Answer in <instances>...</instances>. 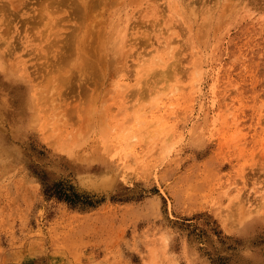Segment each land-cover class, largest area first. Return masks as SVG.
Instances as JSON below:
<instances>
[{
	"label": "rangeland",
	"instance_id": "obj_1",
	"mask_svg": "<svg viewBox=\"0 0 264 264\" xmlns=\"http://www.w3.org/2000/svg\"><path fill=\"white\" fill-rule=\"evenodd\" d=\"M4 1L0 264H264V0H86L90 17L52 24L124 35L100 78L76 57L45 73L44 3Z\"/></svg>",
	"mask_w": 264,
	"mask_h": 264
},
{
	"label": "bare ground",
	"instance_id": "obj_2",
	"mask_svg": "<svg viewBox=\"0 0 264 264\" xmlns=\"http://www.w3.org/2000/svg\"><path fill=\"white\" fill-rule=\"evenodd\" d=\"M2 1H4V0H2ZM118 1V0H117ZM124 1V0H123ZM137 1V0H136ZM140 1V0H139ZM165 1V0H164ZM178 1V0H177ZM192 1V0H191ZM195 1V0H194ZM218 1H220V0H218ZM229 1V0H228ZM5 2V1H4ZM21 2V3H20ZM42 2L44 3V5L42 4ZM42 2L40 3V4H42V6H41V9H37L38 10V12L37 13H39V15L36 13V11H35V13H34V16H36V15H38L39 16V18L37 19V20H39L40 22L43 20V19H47V23H46V21H45V23H43L44 24V26H45V30H47V32H46V35H41V34H38L40 37V41L41 42H46V43H43L44 45L45 44H47L45 47H43V46H41L40 48L38 47V46H36L37 47V50H39L38 52L39 53H37V54H41V55H43V56H45L46 54H45V52L46 51H48V46H50V49H51V47H53L54 48V50L56 51V52H58L59 54H56L57 55V57H56V59H55V61H53V62H51L50 60H51V56H50V62L47 60V59H45L46 60V62H45V60H44V62L46 63V65L48 66V69H47V67H46V65H45V67H44V69H45V73H47L48 71H49V73H51V72H54L56 69L55 68H57L58 66H61V64H64V63H62V62H64V60L66 61L68 58H71V57H74V59H75V57H76V59L78 58V59H80V61H81V66H82V64L84 63V62H86L85 63V66H87L88 68H90L91 69V71H92V73H96V75H97V73L98 74H101V72H106L107 70H104V67H105V65H106V62L104 61L105 59H106V57H111V60H112V57H113V55H112V53H114L115 52V54L116 53H118V54H120L121 55V53L123 52V49L122 48H115V47H117L116 46V44L118 45L119 44V42L121 41V39H123L122 37L124 36H122L121 37V39L120 40H118V39H116V42L118 41V43H116L115 44V47L113 48V44L109 41V40H107V38H108V36L107 35H105L104 33H99V34H97L96 35V33L92 36V32H91V30H89V28L92 26V22H93V20L90 22L91 23V26L90 27H88L87 26V29L89 30L88 32H87V35H86V30L85 31H83V30H81V27H79L78 25H76V28H74V30L73 31H71L70 32V34L68 35V36H64V38H63V36H62V40H61V36H60V34L57 32V29L56 30H54L53 29V27H55L56 28V26L55 25H53L52 23H54L57 19L56 18H58V20L59 21H66V22H68V21H73V19H74V17L76 16V15H74V14H76L75 12H79L78 14H80V12L82 13V10L84 11L83 12V14H84V18H87L88 16H89V14L88 15H86V12L88 11V8H91V6L93 7V4H91V5H89L87 2H86V0H42ZM89 2V1H88ZM100 2V1H99ZM172 2V1H171ZM170 2V3H171ZM187 2V4H188V2L189 1H186ZM185 2V3H186ZM201 2V1H200ZM214 2V1H213ZM16 3H18V4H24V5H26L25 3H24V1L22 2V1H17ZM63 3L64 4H66L67 6H69V7H71L72 9V12L70 11L69 13H68V15H63L62 14V12H65L66 11V9H64V10H62V11H60L61 10V6L63 5ZM175 4H176V2H174ZM191 3V2H190ZM206 3V2H205ZM223 3H225V1L223 2ZM4 4H8L9 5V3L8 2H6V3H4ZM132 4V3H131ZM165 4V3H164ZM173 5V7L174 6H176L177 7V5ZM196 4V3H195ZM201 4V3H200ZM214 4V3H213ZM212 4V5H213ZM226 4H228L229 5V3L227 2ZM117 5V4H116ZM179 5H182V3L181 4H179ZM186 5V4H185ZM197 5V4H196ZM95 6V5H94ZM126 6V5H125ZM170 6V5H169ZM183 6V5H182ZM189 6V5H188ZM191 6H192V4H191ZM191 6H190V8L188 7V11H189V9H190V12H191V9H193V8H191ZM195 6V5H194ZM210 7H211V5H209ZM225 6V5H224ZM168 7V6H167ZM166 7V8H167ZM175 7V8H176ZM186 7V6H185ZM193 7V6H192ZM227 7V6H226ZM3 8V7H2ZM65 8V7H64ZM96 8V7H95ZM101 8H102V6H101ZM134 8V7H133ZM178 8V7H177ZM179 8H181L180 6H179ZM200 8V7H199ZM4 9H6V8H4ZM9 9V8H8ZM103 9V8H102ZM172 9V8H171ZM186 9V8H185ZM206 9V8H205ZM226 10H227V8H225ZM229 9V8H228ZM14 10V9H13ZM104 10V9H103ZM173 10V9H172ZM175 10V9H174ZM201 10V9H200ZM199 10V11H200ZM203 11H205L204 9H202ZM211 10V9H210ZM214 10V9H213ZM8 11V10H7ZM10 11V10H9ZM203 11H201V12H203ZM206 11H207V9H206ZM232 11V10H231ZM11 12V11H10ZM18 12V11H17ZM19 12H20V10H19ZM92 12V11H91ZM98 11H96V13H97ZM124 12V11H123ZM171 13L173 12V11H170ZM208 12V11H207ZM4 13H7V12H4ZM99 13V12H98ZM97 13V14H98ZM174 13V16H175V12H173ZM187 13V12H186ZM192 13V12H191ZM195 13V12H194ZM193 13V14H194ZM9 14V13H8ZM16 14V13H15ZM92 14V13H91ZM127 14V13H126ZM129 14V13H128ZM190 14V13H189ZM193 14H192V16H193ZM18 15V14H17ZM82 15V14H81ZM100 15V14H99ZM97 16V17H102V16ZM186 15V14H185ZM191 15V14H190ZM196 15V14H195ZM206 15H207V13H206ZM6 16H7V14H6ZM52 16V17H51ZM62 16L64 17V19L62 20ZM107 16V15H106ZM117 16V15H116ZM115 16V17H116ZM129 16V15H128ZM177 16V15H176ZM179 16V15H178ZM177 16V17H178ZM184 16V15H183ZM10 17V16H9ZM47 17V18H46ZM80 16H78L77 18H79ZM90 17V16H89ZM190 17V16H189ZM3 18V17H2ZM32 18V17H31ZM35 18H37V17H35ZM34 18V19H35ZM197 18V17H196ZM5 19V18H4ZM97 18H95L94 20H96ZM101 19V18H100ZM99 18H98V20H100ZM175 19H177L176 17H175ZM180 19H182V18H180V16H179V22L178 23H180L181 21H180ZM188 19V18H187ZM19 20V19H18ZM33 20V19H32ZM58 20H57V24L56 25H58ZM114 20H115V18H114ZM178 20V19H177ZM203 20H205L206 21V19H203ZM225 20H226V18H225ZM4 21V20H3ZM2 21V22H3ZM84 21H85V19H84ZM88 21H90V20H88ZM157 21V20H156ZM10 22V21H9ZM9 22H7V24L9 23ZM14 22V21H13ZM65 22V23H66ZM79 22V21H78ZM105 22V21H104ZM113 22V21H112ZM127 22V21H126ZM188 22H190V21H188ZM187 22V23H188ZM195 22V21H194ZM216 22V21H215ZM12 23V22H11ZM42 23V22H41ZM60 23V22H59ZM65 23H63V26L65 25ZM80 23V25H83V24H81V22H79ZM89 23V22H88ZM94 23H96V21L94 22ZM157 23V22H156ZM173 23V22H172ZM182 23V22H181ZM200 23L201 24H203L204 23V21L202 22V21H200ZM199 23V24H200ZM224 23V22H223ZM68 24V23H67ZM66 24V25H67ZM73 25H74V22L72 23ZM110 24V23H109ZM128 24V23H127ZM130 24V23H129ZM152 24V23H151ZM189 24V25H188ZM187 24V26H190V25H192L191 24V22L190 23H188ZM194 24V23H193ZM205 24V23H204ZM6 25V24H5ZM4 25V26H5ZM53 25V26H52ZM87 25V24H86ZM96 25V24H95ZM99 25V24H98ZM153 25V24H152ZM155 25H157V24H155ZM173 25H174V23H173ZM178 25V24H177ZM198 25V24H197ZM205 25H207V23L205 24ZM204 25V26H205ZM215 25V24H214ZM8 26H12V25H8ZM68 26V25H67ZM97 26V25H96ZM96 26H94V27H96ZM102 26H104V25H102ZM110 26V25H109ZM129 26V25H128ZM176 26V25H175ZM179 26V25H178ZM2 27V26H1ZM60 27V26H59ZM70 27V26H69ZM72 27V26H71ZM100 27V26H99ZM120 27V26H119ZM169 27H171V25L169 26ZM181 27V26H180ZM185 27H186V25H185ZM191 27V26H190ZM201 27H202V25H201ZM4 28V27H3ZM68 28V27H67ZM93 28V27H92ZM102 28V27H101ZM128 28V27H127ZM134 28V27H133ZM155 28V27H154ZM5 29H7V26L5 27ZM8 29H9V27H8ZM44 29V28H43ZM53 29V30H52ZM103 29V28H102ZM101 29V30H102ZM119 29V28H118ZM167 29V28H166ZM169 29V28H168ZM181 29H182V27H181ZM197 29H199L198 31H200L201 29L199 28V26H197ZM62 30H64V29H62ZM100 30V31H101ZM171 30V29H170ZM173 30H174V26H173ZM173 30H171V31H173ZM185 30V29H184ZM5 31H7V30H5ZM59 31V30H58ZM65 31V30H64ZM69 31V30H68ZM125 31V30H124ZM128 31V30H127ZM166 31V30H165ZM186 31H187V29H186ZM197 31V32H198ZM214 31V30H213ZM2 33H3V30L1 31ZM42 32H43V30H42ZM61 32V31H60ZM63 32V31H62ZM105 33H106V31H104ZM130 32V31H129ZM149 32V31H148ZM181 32H182V30H181ZM196 32V33H197ZM7 33V32H6ZM8 33H9V30H8ZM28 33H30V32H28ZM41 33V32H40ZM65 33V32H64ZM128 33V32H127ZM164 33H166V32H164ZM168 33H169V31H168ZM189 33L191 34L192 32H190L189 31ZM195 33V32H194ZM195 33V34H196ZM189 34V35H190ZM198 34V33H197ZM201 34V33H200ZM209 34V33H208ZM215 34V33H214ZM31 35V34H30ZM67 35V34H66ZM180 35V34H179ZM25 36V35H24ZM28 36H29V34H28ZM96 36V37H95ZM117 36V35H116ZM182 36H184V35H182V33H181V38L180 39H184V38H182ZM191 36V35H190ZM197 36V35H196ZM21 36H19V38H20ZM31 36H29V38H30ZM118 37V36H117ZM165 37V36H164ZM189 37V36H188ZM193 37H195V36H193ZM2 38V42H3V44L5 45V44H8V48L7 49H9V46H11V48H12V45H15V42H13V41H10V36H4L3 34H2V36L0 37V39ZM26 38V37H25ZM28 38V37H27ZM38 38V37H37ZM38 38V39H39ZM116 38V37H115ZM125 38V37H124ZM134 38H136V37H134ZM149 38H151V37H149ZM169 38L170 39H172L170 36H169ZM22 39H24V38H22ZM129 39H131L132 40V37L131 38H129ZM145 39H147V38H145ZM179 39V40H180ZM200 40H201V38H199ZM25 40V39H24ZM31 40V39H30ZM89 40V41H88ZM125 40V39H124ZM140 40H142V39H140ZM168 40V39H167ZM178 40V39H177ZM189 40V39H188ZM191 40V39H190ZM40 41H39V43H40ZM114 41V40H113ZM144 41V40H143ZM143 41H142V43H143ZM147 41V40H146ZM146 41H144V43L146 42ZM163 41V40H162ZM170 41V40H169ZM22 42H23V40H22ZM138 42V41H137ZM178 42V41H177ZM179 42H181V41H179ZM38 43V44H39ZM121 43V42H120ZM123 43H124V41H123ZM146 43H148V41L146 42ZM145 43V44H146ZM164 43V42H163ZM184 43V42H183ZM188 43H190V41L188 42ZM198 43V42H197ZM2 44V43H1ZM42 44V43H41ZM149 44V43H148ZM168 44H170V42L168 43ZM209 44H211V43H209ZM27 45V44H26ZM29 45H31V44H29ZM110 45V46H109ZM113 45V46H112ZM121 45H122V43H121ZM132 45V44H131ZM163 45V44H162ZM17 46V45H16ZM126 46V45H125ZM133 46H135V45H133ZM152 46V45H151ZM167 46V45H166ZM179 46V45H178ZM189 46V45H188ZM7 47V46H6ZM32 47H34V46H32ZM63 47H64V50H63ZM139 47V46H138ZM137 47V48H138ZM160 47V46H159ZM5 48V47H4ZM35 48V47H34ZM39 48V49H38ZM129 48V47H128ZM152 48H153V46H152ZM178 48H180V47H178ZM177 48V49H178ZM203 48V47H202ZM17 49V48H16ZM31 49H33V48H31ZM173 49H175L176 50V46H175V48H173ZM193 49V48H192ZM13 50V49H12ZM11 50V51H12ZM58 50V51H57ZM182 50V49H181ZM50 51V50H49ZM51 51H52V49H51ZM135 51H136V49H135ZM135 51H133V52H135ZM157 51V50H156ZM158 51H159V49H158ZM174 51V50H173ZM167 53H168V51H166ZM166 52H164V53H166ZM169 52H170V50H169ZM172 52V51H171ZM203 52V51H202ZM5 53V52H4ZM4 53H1L0 52V63L3 65V61L5 62L6 61V63H8V62H10L9 61V58H6V59H4L5 57H4ZM11 53V52H10ZM36 53V52H35ZM174 53V52H173ZM176 53V52H175ZM36 54V55H37ZM47 54H48V52H47ZM54 54V53H53ZM54 54V55H55ZM169 54V53H168ZM204 54V53H203ZM40 55V56H41ZM49 55H50V53H49ZM71 55H73V56H71ZM38 56V55H37ZM43 56H41V57H43ZM58 56H60V57H58ZM115 56V55H114ZM129 56V55H128ZM167 56V55H166ZM172 56H175V54L174 55H172ZM35 57V56H34ZM39 57V56H38ZM46 57H47V55H46ZM45 57V58H46ZM55 57V56H54ZM151 57V56H150ZM177 57V56H176ZM176 57H174V60H175V58ZM181 57L179 56V59H180ZM43 59H44V57H43ZM156 59H158V58H156ZM156 59H154V60H156ZM179 59H177V60H179ZM160 60V59H159ZM159 60H158V62H159ZM173 60V59H172ZM172 60H171V62H172ZM173 60V61H174ZM19 61H20V59H19ZM18 61V62H19ZM21 61H23V60H21ZM48 61V62H47ZM71 61V63H72V59L70 60ZM77 61V60H76ZM78 62V61H77ZM77 62H76V64H77ZM103 62L105 63V64H103ZM156 62H157V60H156ZM162 62V61H161ZM167 62V61H166ZM170 62V61H169ZM168 62V63H169ZM23 63V62H22ZM51 63H53L54 64V66H53V64L51 65ZM89 63V64H88ZM163 63V62H162ZM197 63V62H196ZM11 64V63H10ZM72 64H75V63H72ZM79 64V63H78ZM77 64V65H78ZM111 64V63H110ZM12 65V64H11ZM70 65V64H69ZM180 65V64H179ZM80 66V65H79ZM79 66H77V67H79ZM164 66V65H163ZM166 66V65H165ZM182 66V65H181ZM188 66V65H187ZM20 67V66H19ZM70 67H71V65H70ZM69 67V68H70ZM76 67V66H75ZM75 67H74V71H75ZM87 67H85V69L87 68ZM184 67V66H183ZM63 68V67H62ZM180 68V67H179ZM22 69V68H21ZM20 69V70H21ZM61 69V68H60ZM64 69V68H63ZM62 69V70H63ZM106 69V68H105ZM158 69H160V68H158ZM181 70H182V67L180 68ZM180 69H178V63H177V67L176 66H173L172 67V69L171 68H169L168 66H166L164 69H160V70H157V68H156V70L157 71H160V73L162 74H164V72H168L169 74H171V73H176V71L177 70H180ZM58 70V69H57ZM70 70V69H69ZM73 70V69H72ZM79 70V69H78ZM81 70H82V68H81ZM19 71V70H18ZM64 71V74L66 75L67 73H69V72H65V70H63ZM73 71V72H74ZM90 71V70H89ZM183 71V70H182ZM187 71V70H186ZM56 72V71H55ZM147 72V71H146ZM145 72V74H147ZM155 73H156V71H154ZM39 73V72H38ZM45 73H44V75H45ZM58 73V72H57ZM168 73H166V74H168ZM194 73L196 74V72L194 71ZM74 74V73H73ZM80 74H81V72H80ZM84 74V73H83ZM122 74V73H121ZM161 74H159V75H161ZM162 74V75H163ZM168 74V75H169ZM42 75V74H41ZM61 75V74H60ZM59 75V76H60ZM62 75H63V73H62ZM104 75V74H103ZM107 75V74H106ZM123 75V74H122ZM167 75V76H168ZM50 76V75H49ZM55 76H56V74H55ZM67 76V75H66ZM73 76V75H72ZM71 76V77H72ZM98 76V75H97ZM170 76V75H169ZM173 76V75H172ZM46 77V76H45ZM63 77H64V75H63ZM95 77V76H94ZM99 78L101 77V76H98ZM158 78L160 77V76H157ZM48 78H50V77H48ZM47 78V79H48ZM56 78H57V76H56ZM55 78V81H57V79ZM67 78H69L68 76H67ZM72 78H74V76L72 77ZM79 78H81V77H79ZM105 78V77H104ZM149 78H150V76H149ZM47 79H44V80H47ZM54 79V78H53ZM65 79V78H64ZM82 79V78H81ZM88 79V78H87ZM87 79H85V80H87ZM146 79V78H145ZM160 80H162V77L161 78H159ZM169 79V78H168ZM168 79H166L165 80V82L168 80ZM41 80V79H40ZM62 80H63V78H62ZM76 80H77V78H76ZM80 79H78V81H79ZM84 80V81H85ZM99 80V79H98ZM104 80V79H103ZM148 80H150V79H148L147 78V81ZM154 80H156V79H154ZM159 80V81H160ZM48 81H50V80H48ZM54 81V80H53ZM53 81H51V82H53ZM61 81V80H60ZM60 81H58L59 83H60ZM69 81V80H68ZM71 81V80H70ZM82 81V80H81ZM151 81V80H150ZM158 80L157 81H155L156 83H158L159 82ZM47 82V81H46ZM45 82V83H46ZM65 82V81H64ZM67 82V81H66ZM72 82H73V80H72ZM97 82V81H96ZM102 82V81H101ZM138 82V81H137ZM136 82V84L135 85H137L138 83H140V81L137 83ZM44 83V86L45 85H47V87L49 86V83H47V84H45ZM54 83V82H53ZM53 83H51V85L50 86H52V84ZM55 83H57V82H55ZM90 83H91V81H90ZM89 83V84H90ZM145 83H146V81H145ZM156 83H154V85H157ZM172 83V82H171ZM43 84V83H42ZM61 84H63V83H61ZM65 84V83H64ZM70 84H71V82H70ZM79 84H81V83H79ZM83 84V83H82ZM85 84V83H84ZM87 85H88V83H86ZM96 84H98V82L96 83ZM103 84V83H102ZM147 84V83H146ZM173 84V83H172ZM57 85V84H56ZM66 85V84H65ZM76 85V84H75ZM74 85V86H75ZM105 85V84H104ZM152 85V84H151ZM170 85V83L168 84V86ZM177 84H174V86H176ZM39 86V85H38ZM37 86V87H38ZM43 86V85H42ZM43 86V87H44ZM100 86V85H99ZM99 86H98V90L100 89L99 88ZM103 86V85H102ZM147 86V85H146ZM145 86V87H146ZM167 86V84H165V87ZM168 86H167V88H168ZM174 86H171V87H174ZM42 87V88H43ZM60 87V86H59ZM63 87V86H62ZM67 87L69 88V86L67 85ZM88 87V86H87ZM179 87V86H178ZM46 88V87H45ZM45 88H43L42 89V93L44 92L43 90H45ZM55 88V87H54ZM53 88V86H52V89L51 90H53L54 89ZM65 88V87H64ZM63 88V89H64ZM76 88H77V86H76ZM89 88V87H88ZM147 88V87H146ZM175 88V87H174ZM176 88H177V86H176ZM37 89V88H36ZM49 89H50V87H49ZM80 89V88H79ZM86 89V88H85ZM90 89V91H91V88H89ZM89 89L87 90V95H89L88 94V91H89ZM102 89V88H101ZM178 89V88H177ZM179 89H181V88H179ZM178 89V90H179ZM48 90V89H47ZM65 90V89H64ZM74 90V89H73ZM78 90V89H77ZM83 90V89H82ZM81 90V91H82ZM98 90H96V92H98ZM174 90H176V89H174ZM39 91H41V90H39L38 89V92ZM56 91V90H55ZM63 91V90H62ZM68 91V90H67ZM89 91V92H90ZM37 92V91H36ZM48 92H49V94H50V90H48ZM61 92V91H60ZM71 92V91H70ZM104 92V91H103ZM158 92V91H157ZM156 92V93H157ZM41 92L39 93V95H41L42 94ZM44 93H46V95H48V93H47V91L46 92H44ZM55 93V92H54ZM86 93V92H85ZM92 93V92H91ZM94 93V92H93ZM159 93V92H158ZM61 94V93H60ZM68 94V93H67ZM66 94V95H67ZM77 94V93H76ZM84 94V91H83V93H82V95ZM97 94V93H96ZM96 94H95V97H96ZM104 94V93H103ZM38 95V94H37ZM38 95V96H39ZM44 95V94H43ZM59 95V94H58ZM71 95H72V92H71ZM86 95V94H85ZM154 95V94H153ZM158 95V94H157ZM42 96V95H41ZM61 96V95H60ZM64 96V95H63ZM80 96V95H79ZM90 96V95H89ZM89 96H88V98H89ZM101 96H102V93H101ZM44 97V96H43ZM56 97V96H55ZM72 97V96H71ZM82 97V96H81ZM81 97H79V98H81ZM62 98V97H61ZM67 98V97H66ZM65 98V99H66ZM84 98V97H83ZM86 98V97H85ZM85 98H84V100H85ZM86 99V101L85 102H88L87 100H89V99ZM38 99V98H37ZM40 99V98H39ZM56 99V98H55ZM68 99H70V98H68ZM178 99V98H177ZM47 100V99H46ZM53 100H54V98H53ZM57 100H58V98H57ZM62 100V99H61ZM83 100V99H82ZM81 100V101H82ZM84 100H83V102H84ZM55 101V100H54ZM54 101H52V102H54ZM62 101H64V100H62ZM67 101V100H66ZM77 101V100H76ZM76 101H74L75 103H76ZM92 101V100H91ZM93 101H95V98H94V100ZM180 101V100H179ZM49 102V101H48ZM58 102H59V100H58ZM57 102V104H59ZM78 102V101H77ZM40 103V102H39ZM46 103V102H45ZM64 103V102H63ZM67 103H69V102H67ZM75 103H73V105H75ZM100 103V102H99ZM102 103V102H101ZM176 103V102H175ZM49 104V103H48ZM51 104V103H50ZM80 105V103H76V105ZM83 104H85V103H83ZM87 104H89V103H87ZM92 104V107H93V113H94V109H95V105H94V103L92 102L91 103ZM173 104H174V102H173ZM51 105H53V103L51 104ZM66 105V104H65ZM140 105V104H139ZM171 105H172V102H171ZM178 105V104H177ZM56 107H57V105H55ZM59 106V105H58ZM62 106V105H61ZM67 106V105H66ZM81 106V105H80ZM79 106V107H80ZM85 107H87V105H84ZM95 106V107H94ZM100 106V105H99ZM141 106H142V104H141ZM49 107V106H48ZM48 107H46L45 109L48 111L49 109H48ZM51 107V106H50ZM54 107V106H53ZM55 107V108H56ZM72 107H75V106H72ZM79 107H77L76 109H78ZM139 108H140V106H138ZM42 108V107H41ZM62 108V107H61ZM64 108V107H63ZM82 109H83V105H82ZM87 109V108H86ZM91 110H92V108H90ZM41 110V109H40ZM43 110V112H45L44 111V109H42ZM97 110V109H96ZM46 111V112H47ZM53 111H55V110H53ZM56 111H58V110H56ZM92 112H91V114H92ZM60 113V112H59ZM96 113V112H95ZM94 113V114H95ZM44 114H46V113H44ZM50 114V113H49ZM53 114V113H52ZM52 114H50V115H52ZM56 114H58V113H56ZM55 115V114H54ZM61 115H64V114H61ZM53 116V115H52ZM89 117V116H88ZM93 117V116H92ZM94 118V117H93ZM95 119V118H94ZM91 120V119H90ZM86 121H87V119H86ZM95 121V120H94ZM87 122H89V120L87 121ZM91 122H92V120H91ZM66 123V122H65ZM49 130V129H48ZM47 131V130H46ZM51 133V132H50ZM50 135V134H49ZM52 136V135H51ZM55 137V136H54ZM50 137H48V139H49ZM51 143H52V140H51ZM49 144H50V142H49ZM52 145V144H51ZM69 147V146H68ZM73 150V149H72Z\"/></svg>",
	"mask_w": 264,
	"mask_h": 264
}]
</instances>
